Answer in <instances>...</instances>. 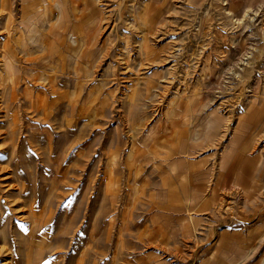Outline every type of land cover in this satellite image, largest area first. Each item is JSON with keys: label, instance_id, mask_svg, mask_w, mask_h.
Returning a JSON list of instances; mask_svg holds the SVG:
<instances>
[{"label": "rangeland", "instance_id": "rangeland-1", "mask_svg": "<svg viewBox=\"0 0 264 264\" xmlns=\"http://www.w3.org/2000/svg\"><path fill=\"white\" fill-rule=\"evenodd\" d=\"M219 1L101 0L85 19V0H0V48L19 45L16 88L0 78V264H194L204 244L162 234L194 239L195 216L216 220L203 211L214 207L218 221L262 216L245 209L264 207V156L253 154L264 155V136L237 166L231 141L240 122L264 123V0H229L231 14ZM79 19L88 55L73 47ZM54 24L67 58L39 41ZM166 171L191 217L179 224L156 217L173 214Z\"/></svg>", "mask_w": 264, "mask_h": 264}, {"label": "crops", "instance_id": "crops-1", "mask_svg": "<svg viewBox=\"0 0 264 264\" xmlns=\"http://www.w3.org/2000/svg\"><path fill=\"white\" fill-rule=\"evenodd\" d=\"M85 63H87V61H85ZM136 67L137 69H140L139 65ZM124 68L127 67H125L124 65V66H119V68H117L120 71L121 69L123 70L122 71V74H124V76H122L123 80L133 76V74H131V72L128 71L129 69L126 70ZM151 86H152L151 83L148 82L146 90H149ZM90 94H95V93L91 92ZM98 94L99 93H97V95ZM92 98L93 97L88 94V96L85 98V102L88 100L90 101ZM261 109L263 108L261 107ZM217 118L215 123L213 122V124H215V126L213 125L214 131H219V125L221 120L224 119V116L223 114H220L219 118L218 119ZM257 121H258L257 123L247 126L245 125L243 126V124H241L242 122H240L239 125L237 124V126L235 127L234 132L236 134H234V138H233L234 140L231 141V144L235 147L236 150V154L233 162L236 166L242 163V161L249 160L248 158L251 156L250 152L254 147L253 139L256 136H259V138L264 136V134L262 133L264 132V123L260 122L259 118ZM251 126L252 129H250ZM260 133H262L261 136ZM138 151L139 150H137V147L134 146L133 153L136 155L138 154ZM255 153H257L255 156L257 160L256 162L258 164H261L264 155L262 154L261 151L253 152V154ZM116 161H117L116 159L112 160V166L117 164ZM171 167L175 171L177 166L172 165ZM237 174L238 173H236L235 175ZM169 175L170 173L168 171L162 173L161 184L163 187H167V192H168L167 193L168 201L165 204V207L170 208L173 214L170 213L167 214L165 212L157 213L156 217L168 223L172 221L175 223L178 222L179 224L182 221H185L187 217L190 216H185L186 218L182 216L183 213L182 211L184 210V208L183 206H181L179 201V196H177L175 192L177 183L171 180L172 178H169ZM114 177L118 178V186L116 187V193H115V197H117L116 200L117 202L120 178L119 175L117 176L115 175ZM261 186L262 185H260V187ZM260 187L258 188L260 189ZM105 188L106 185L103 190L104 195H105ZM129 198L130 199H129V203L127 204V209L131 210L133 206V201H130L131 197ZM226 207L227 209L229 208L232 209L231 205L228 206L226 204ZM216 210L217 209L215 207L214 209L210 208L203 210L205 211V213L210 211L211 212L210 215L216 220H212L211 218L208 219L209 214L207 215L205 214L206 216H204V214H200L201 217L197 215L195 216V218H199V221L201 220L202 221L200 226H198L199 227L197 230L198 232L195 233L198 234V236L192 237L194 239H191V237L188 239L186 238L181 239L180 235L177 234L178 231L175 232L173 231L174 233L169 232V234H162V238H163L162 241L164 240V242L176 243V244L179 243H191L194 245L204 244L205 246L198 248L197 250L199 251L197 253L198 258L194 264H264V207H261L260 204L258 205L253 204L252 206H248V209H245V213H247L246 217L249 219L251 218V216H253V214L262 212L263 213L262 216L257 221L250 222V221L241 220L236 217L234 218L232 217V219H225L224 221L220 220L225 224L224 227L222 228H219L220 221H218L217 218L218 215L212 214V212ZM233 210L238 211L237 209H233ZM161 228L163 230H166V227H161ZM195 247L196 246H194L193 253L196 252Z\"/></svg>", "mask_w": 264, "mask_h": 264}, {"label": "bare ground", "instance_id": "bare-ground-1", "mask_svg": "<svg viewBox=\"0 0 264 264\" xmlns=\"http://www.w3.org/2000/svg\"><path fill=\"white\" fill-rule=\"evenodd\" d=\"M218 1V0H217ZM42 2V1H41ZM48 3V2H47ZM97 3H101V0H85V5H87L86 6V8H85V19L86 18H88V17H91V14L92 13H95V11H99L98 9H99V5H101V4H97ZM34 4H36V3H31V2H29V4H27L29 7L27 8L26 7V9L25 10H27V9H29L30 7H35V5ZM259 4V3H258ZM103 5V4H102ZM215 5H218L219 7H221V9H223L226 13L225 14H231V12L229 11V9L227 8V6L228 5H230V1L229 0H220L219 1V4H215ZM257 5V4H256ZM253 6V5H252ZM255 6V5H254ZM253 6V7H254ZM264 6V5H263ZM250 7V6H249ZM250 8H252V7H250ZM250 8H248V10L246 9V12H245V14H244V17L243 18H241V19H234L235 17H233V19L235 20V22H236V24H237V26H240L241 24H243L242 23V21H244V20H246V17H251V9ZM35 9V8H34ZM222 10V11H223ZM56 11V10H55ZM253 11H254V8H253ZM258 11H259V9H258ZM257 12V11H256ZM51 13H53V9H51L50 10V15H52ZM254 14V13H253ZM258 14V13H257ZM255 15V14H254ZM231 17L233 16V14L232 15H230ZM76 17H78V16H76ZM254 17V16H253ZM245 18V19H244ZM66 19H68L67 17H65V21L64 22H60V24H58L59 25V28L62 30L63 28H64V26L66 27V25L64 24L65 22H66ZM102 19V18H101ZM101 19H96L95 21H94V29H96V31H98L99 30V28H100V21H101ZM226 19V18H225ZM255 19V18H254ZM9 20V19H8ZM59 20V19H58ZM79 20H81V22L79 23V22H76L75 24H74V26H72V34L74 35V37H73V40H72V43L74 44H72L73 45V47H74V50L75 51H79V52H81V53H84L85 52V55H88V52H89V50L86 48V39L90 36L89 34H87V25H86V27L84 28L83 27V25H82V22H83V19H79ZM92 20V19H91ZM233 21V20H232ZM228 22V21H227ZM85 23H86V21H85ZM225 23H226V21H225ZM224 23V24H225ZM234 23V22H233ZM235 24V25H236ZM102 25V24H101ZM262 25H264V24H261V26ZM50 26V25H49ZM88 26H91V25H88ZM226 26V25H225ZM233 27V26H232ZM162 28V27H161ZM263 28V27H262ZM260 29V28H259ZM64 30V29H63ZM100 30H101V28H100ZM67 31V30H66ZM13 34V33H12ZM64 34H66V33H64ZM64 34H61V32L57 29V27L55 26V24L54 25H52V26H50L49 27V29H48V31H47V33H44V35L42 36L41 35V38L39 39V41H40V43H41V41H48L50 38H51V40L50 41H48V42H46V44H45V46L47 45L48 47H47V50L46 51H48L49 50V53L50 54H54L55 52L58 54L57 56L58 57H60L61 59H62V56H63V58L65 57V58H67V54H65V52H64V46L66 45V37H65V35ZM84 36V37H78V36ZM53 37H54V41L51 43V41H52V39H53ZM34 39V38H33ZM97 39V38H96ZM97 41H98V39H97ZM21 43H22V41H21ZM35 43V42H34ZM18 45V44H17ZM17 45H15V44H12V43H10V42H5L4 44H3V46H2V48H0L1 49V51L2 52H0L1 54V61H2V65L5 67V70L7 71L6 72V75H4V73L3 74H1L0 75V78H5L6 80H8V82L9 81H12V86L11 87H13L14 89L16 88V86L14 85L15 84V74H16V72L17 73H19V67H18V58H19V49L17 48ZM22 45H26V44H23L22 43ZM19 46V45H18ZM101 46H102V44H101ZM21 47V46H20ZM23 47V46H22ZM24 48V47H23ZM29 48V47H28ZM46 48V47H45ZM135 49V48H134ZM25 51V50H24ZM52 56H54V55H52ZM56 56V55H55ZM57 56H56V59H57ZM41 59V58H40ZM54 59V58H53ZM226 59V58H225ZM36 62V61H35ZM59 62V61H58ZM52 63V62H51ZM49 64H50V62H49ZM243 65H242V68L240 69L242 72H246V71H248L247 70V68H248V66L250 65V62L247 60V62L246 61H244L243 63H242ZM54 65V64H53ZM56 66V65H55ZM53 68V67H52ZM56 68V67H55ZM55 71V70H54ZM21 73V72H20ZM59 73V72H58ZM55 74V73H54ZM242 74L243 73H239L237 76H242ZM15 75V76H14ZM232 76V75H231ZM71 77V76H70ZM18 79V78H17ZM21 79V78H20ZM71 79V78H70ZM56 80V79H55ZM7 84V83H6ZM6 84H5V86H6ZM49 84V83H48ZM11 85V84H10ZM53 86V85H52ZM19 88H20V86H19ZM13 89V90H14ZM52 89V88H51ZM20 90V89H19ZM16 91H18V90H16ZM52 91V90H51ZM17 93V92H16ZM71 101V100H70ZM1 104V103H0ZM30 104H31V102H30ZM8 106V105H7ZM6 106V107H7ZM38 106V105H37ZM76 107V106H75ZM79 108V107H78ZM17 120V119H16ZM68 123V122H67ZM69 124V123H68ZM84 138V137H83ZM68 141V140H67ZM0 166H3V165H1V163H0ZM3 179H5V178H3ZM0 181H4V180H0ZM7 185H9V184H7ZM9 187V186H8ZM6 191H9V189H7ZM6 205V204H5ZM1 206L2 205H0V209H1ZM10 210H11V212H12V210H14L12 207L10 208ZM2 213V212H1ZM34 220V219H33ZM34 223V226L36 227V228H38L39 226H41V222H33ZM70 224V226H72L74 223H69ZM35 232V231H34ZM0 250L2 251V250H4L2 247H0ZM83 256V255H82ZM84 257V256H83Z\"/></svg>", "mask_w": 264, "mask_h": 264}]
</instances>
